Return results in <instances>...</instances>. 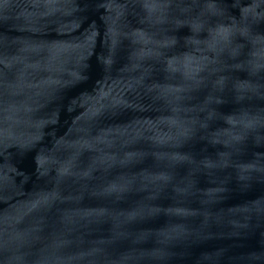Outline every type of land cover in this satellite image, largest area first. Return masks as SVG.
Instances as JSON below:
<instances>
[{
  "label": "water",
  "instance_id": "obj_1",
  "mask_svg": "<svg viewBox=\"0 0 264 264\" xmlns=\"http://www.w3.org/2000/svg\"><path fill=\"white\" fill-rule=\"evenodd\" d=\"M0 264H264V0H0Z\"/></svg>",
  "mask_w": 264,
  "mask_h": 264
}]
</instances>
